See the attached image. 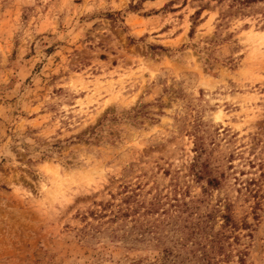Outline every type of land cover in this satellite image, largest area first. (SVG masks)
<instances>
[{"label":"rangeland","instance_id":"rangeland-1","mask_svg":"<svg viewBox=\"0 0 264 264\" xmlns=\"http://www.w3.org/2000/svg\"><path fill=\"white\" fill-rule=\"evenodd\" d=\"M197 146L226 175L211 201L252 225L244 264H264V1L0 0V264L151 260L131 223L112 239L84 216L134 191L163 219L205 184Z\"/></svg>","mask_w":264,"mask_h":264},{"label":"trees","instance_id":"trees-1","mask_svg":"<svg viewBox=\"0 0 264 264\" xmlns=\"http://www.w3.org/2000/svg\"><path fill=\"white\" fill-rule=\"evenodd\" d=\"M210 1L218 4L228 1L230 8L239 12L264 0ZM195 152L197 156L191 165L192 175L197 183L205 181V184L200 186L201 192L198 196L192 197L176 188L172 192V198L166 196L168 208L163 209L164 218L150 220L163 205L159 196L145 202L137 200L138 195L134 191L120 193L119 201L111 195L112 200L96 204L97 208L84 216V219H87V216L89 219L86 224L88 235L89 232H94L92 235L101 233L105 225L106 229H110V224H118L117 228L111 229L110 236L115 239L118 238L117 231L121 229V223H131L128 241L148 246L155 242V247H160L151 260L149 257H139L130 260L128 264H228L234 257L239 264H244L248 252L245 247L240 249L239 246L242 236L251 235H241V231H249L252 225L247 222V218L236 217V201L228 195L216 199L215 203L211 201L213 192H218L223 187L226 175L223 172L213 175L215 168L203 160L206 152L203 146H197ZM261 177L264 178V170ZM235 181L238 182L239 179L235 178ZM253 181L252 179L250 182ZM240 190L238 187L237 191ZM252 197L255 198L254 195ZM258 206L259 203L256 202L252 207L254 213ZM254 215L256 220L257 216Z\"/></svg>","mask_w":264,"mask_h":264}]
</instances>
